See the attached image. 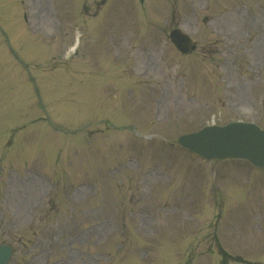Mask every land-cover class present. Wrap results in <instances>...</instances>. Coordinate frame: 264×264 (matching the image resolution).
<instances>
[{
  "label": "rangeland",
  "instance_id": "1",
  "mask_svg": "<svg viewBox=\"0 0 264 264\" xmlns=\"http://www.w3.org/2000/svg\"><path fill=\"white\" fill-rule=\"evenodd\" d=\"M20 4L0 0L4 37L24 41L18 56L31 62L20 69L0 44L9 264H140L141 251L156 264L163 248L164 262L177 264L173 236L179 264H222L218 246L264 264V171L200 161L171 144L211 122L264 126V0ZM177 26L199 49H175L168 33Z\"/></svg>",
  "mask_w": 264,
  "mask_h": 264
},
{
  "label": "water",
  "instance_id": "2",
  "mask_svg": "<svg viewBox=\"0 0 264 264\" xmlns=\"http://www.w3.org/2000/svg\"><path fill=\"white\" fill-rule=\"evenodd\" d=\"M172 39L182 38L180 34L174 32ZM213 127H206L202 130L182 136L178 141L180 144L192 148H197V152L208 158H233L243 157L250 160L257 166H264V134L260 129L254 130L244 125H231L212 135ZM227 142L221 149H211L209 142ZM230 149V150H227ZM6 251L1 248L0 252ZM3 254V253H2Z\"/></svg>",
  "mask_w": 264,
  "mask_h": 264
}]
</instances>
